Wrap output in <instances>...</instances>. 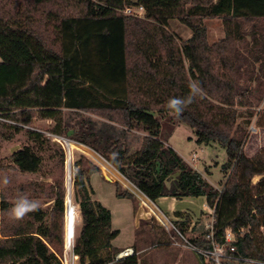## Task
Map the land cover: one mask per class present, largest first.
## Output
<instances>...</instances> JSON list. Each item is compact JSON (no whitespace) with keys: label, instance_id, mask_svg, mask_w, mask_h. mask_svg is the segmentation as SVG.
Instances as JSON below:
<instances>
[{"label":"trees","instance_id":"trees-1","mask_svg":"<svg viewBox=\"0 0 264 264\" xmlns=\"http://www.w3.org/2000/svg\"><path fill=\"white\" fill-rule=\"evenodd\" d=\"M4 1L0 0V115L16 124H0L21 130L31 127L37 116L53 119L56 125L50 132L99 152L152 201L164 196L205 197L215 211L213 225L208 237L192 243L199 249L212 248L214 242L228 244L230 229L236 250L224 264L251 263L242 258L264 261V147L253 157L245 152V124L264 100V0H64L76 13L46 12L48 20V15L57 20L53 40L36 16L61 0ZM136 4L144 5L145 17L122 12ZM209 18H223L225 37L209 41L204 22ZM173 19L192 30L189 39L181 42L170 31ZM193 81L202 94L176 116L166 108L167 101L188 96ZM84 112H98L105 120ZM242 114L248 117L244 123L238 121ZM162 119L192 127L199 144L216 143L226 149L222 171L227 181L222 188L166 143ZM27 129L41 149L52 139ZM134 129L147 135L141 148L131 152L126 133ZM49 148L62 168L60 181L51 187L54 219L45 223L46 213L40 209L11 228L3 226L0 264H62L64 230L55 217L66 211L67 154L60 145ZM10 159L22 172L37 173L44 158L27 145ZM73 166L78 167L72 172L74 198L83 219L73 243L80 264H141L137 253L115 260L123 250L114 247L120 230L112 226L111 210L93 198L90 184L100 167L85 155ZM257 176L261 179L254 182ZM115 184L119 197L137 199ZM7 209L9 202L0 197V211ZM176 223L185 235L186 221ZM199 256L203 261V254Z\"/></svg>","mask_w":264,"mask_h":264},{"label":"rangeland","instance_id":"rangeland-1","mask_svg":"<svg viewBox=\"0 0 264 264\" xmlns=\"http://www.w3.org/2000/svg\"><path fill=\"white\" fill-rule=\"evenodd\" d=\"M6 2V0L4 1ZM8 9H13L7 7ZM60 13L62 16L68 13H76L75 9L69 7L64 0L61 3L47 5L45 10L37 14V19L41 21L42 30L50 40L55 38L53 25L57 20L55 16L48 15L46 12ZM205 24L208 27V38L210 42L218 41L225 37V26L223 18L206 19ZM251 24H246V30H250ZM169 29L175 33L181 42L192 36V30L178 19L170 21ZM1 60V56H0ZM245 111V109H240ZM256 114L250 123L245 124L248 130V136L245 142V152L248 156L253 157L259 153L264 147V127L258 124H264V100L258 104ZM85 115L91 116L97 120H105L98 112H84ZM65 115L69 116V111L65 110ZM248 117L242 114L238 121L244 123ZM162 133L166 143L175 148L185 160L194 168L202 172L209 181L217 188H222L223 183L227 181V176L222 171V165L228 160L227 151L219 144H199L197 136L192 127L184 123H177L173 126L168 119H162ZM56 122L53 119L35 117L32 128L44 131L54 129ZM127 145L131 152L139 150L147 135L143 130H128ZM52 139L46 141L44 149H41L39 143H35L28 129L17 130L10 124H0V181L7 176L9 184L7 186L0 183V197L9 202V208L18 194L23 193L29 198L37 199L40 202V209L45 211V223L50 224L54 219L52 209L54 200L51 196V187L56 185L62 176V168L59 163V156L55 151H51L49 147L58 148L59 145L64 147L67 154L65 168V185L67 189L66 211L63 216L56 213L55 219L63 225L65 245L61 257L65 255L68 258L73 257V246H69L67 241L66 213L68 202V171L69 162L71 164V176L74 162L82 155L96 163L100 167V171L90 176V184L95 190L94 199L101 201L112 212V226L119 229L120 233L114 240V247L124 249L127 246L134 248L135 253L140 256L141 264H214L210 257L204 256L202 261L199 249L192 243V239L206 236L212 228L214 221V209L209 207L201 210L198 206L202 203V197H185L183 202L175 205V200L167 197L164 200L155 201L149 199L143 194L130 180H128L121 172H119L109 161H107L99 152L93 148L69 139L73 145L70 150L59 136H49ZM33 146L43 156V164L41 170L37 173L22 172L15 166L10 159V155L24 146ZM53 148V149H54ZM72 150V151H71ZM70 151V152H69ZM209 172H208V171ZM110 177V179L107 178ZM261 177L257 176L254 182ZM115 182H119L120 191L129 190L135 194L136 200L129 197H119L118 189ZM72 200L76 207V232L72 241V245L78 235L83 219L80 212V206L74 198L73 179H72ZM198 204V205H197ZM176 208L171 213V208ZM181 212L182 215H179ZM28 215L19 221H26ZM186 221L185 235L181 234L177 221ZM16 224L15 220L9 219L6 211H0V239L3 238L1 228L7 226L11 228ZM264 231V227L262 228ZM107 255V253H104ZM76 264H80L79 258ZM240 264H256V263H240Z\"/></svg>","mask_w":264,"mask_h":264},{"label":"built area","instance_id":"built-area-1","mask_svg":"<svg viewBox=\"0 0 264 264\" xmlns=\"http://www.w3.org/2000/svg\"><path fill=\"white\" fill-rule=\"evenodd\" d=\"M123 13L128 14V15H135L137 17H145L146 15V10L144 5L142 4H136V5H127L123 10ZM0 121L6 122V123H10V124H16V122L5 118L3 116L0 115ZM26 128H32L29 126H25ZM35 129V128H33ZM38 130V129H36ZM41 131L45 134H47L48 136H58L53 134L50 131H44V130H38ZM60 137V136H59ZM64 139V137H62ZM66 138V137H65ZM226 239L228 244H219L214 242L213 243V247L209 248V249H201V253L207 257H210L214 264H224V262L226 261V259L229 256H233L232 253L235 252L236 248L235 246L231 245V243L233 241H235L236 237L235 235L232 233V231L230 229L227 230V235H226ZM73 246V245H71ZM73 249V248H72ZM73 252V251H72ZM135 253L134 248L132 247H127L124 248L122 251H120L117 255H116V259L115 260H119L123 257L132 255ZM79 258V256L75 255L73 252V257L68 258L67 255H65L64 257H62V264H76V260ZM243 260H247L250 261L251 263H256V264H264V261H258V260H251V259H246V258H242ZM228 264V263H227Z\"/></svg>","mask_w":264,"mask_h":264},{"label":"clouds","instance_id":"clouds-1","mask_svg":"<svg viewBox=\"0 0 264 264\" xmlns=\"http://www.w3.org/2000/svg\"><path fill=\"white\" fill-rule=\"evenodd\" d=\"M190 93L184 98H170L167 101L166 108L174 113L176 116H180L184 113L185 109L191 105L195 98L202 94V88L199 83L193 81L190 85ZM9 179L5 176L0 183L7 186ZM40 202L37 199L29 198L27 195L20 193L12 202V205L6 211V215L9 219L19 221L24 219L29 213L37 212L40 210Z\"/></svg>","mask_w":264,"mask_h":264},{"label":"bare ground","instance_id":"bare-ground-1","mask_svg":"<svg viewBox=\"0 0 264 264\" xmlns=\"http://www.w3.org/2000/svg\"><path fill=\"white\" fill-rule=\"evenodd\" d=\"M64 142L68 146V149L69 150L74 145L67 138H64ZM70 166H71V164L69 162V170H70ZM71 182H72V179H71ZM71 187H72V183H71ZM76 218H77V215H76V207H75V205L73 203L72 193H71L68 196L67 213H66V227H67L66 229H67V241H68V244H69V240L73 241V238L75 236V232H76V222H77V219Z\"/></svg>","mask_w":264,"mask_h":264},{"label":"crops","instance_id":"crops-1","mask_svg":"<svg viewBox=\"0 0 264 264\" xmlns=\"http://www.w3.org/2000/svg\"><path fill=\"white\" fill-rule=\"evenodd\" d=\"M169 145V144H168ZM167 197H171V196H164V197H161V198H159L157 201H160V200H164L165 198H167ZM172 199H174L175 201V205H177L179 202L177 201V200H179L180 202H183V200L184 199H177V198H175V197H171ZM202 203H200L198 206L200 207V209L201 210H206L205 208H209V206H208V204H207V202H206V198L205 197H202ZM156 201V202H157ZM156 202H154L155 203V205L158 207V205L156 204ZM172 210H171V213H173V212H175L176 210H179V209H176L175 207L174 208H171ZM179 211H186V210H179ZM127 247H130V246H127ZM126 247V248H127ZM122 250V249H121ZM77 261V260H76Z\"/></svg>","mask_w":264,"mask_h":264},{"label":"water","instance_id":"water-1","mask_svg":"<svg viewBox=\"0 0 264 264\" xmlns=\"http://www.w3.org/2000/svg\"><path fill=\"white\" fill-rule=\"evenodd\" d=\"M107 178L110 179V177H108V176H107ZM71 179H72L71 171L69 170L68 171V196H69V194H71ZM71 245H72V241L69 240V246H71Z\"/></svg>","mask_w":264,"mask_h":264}]
</instances>
